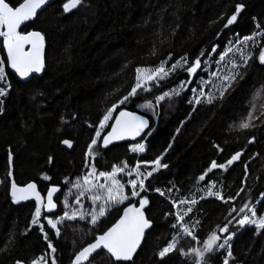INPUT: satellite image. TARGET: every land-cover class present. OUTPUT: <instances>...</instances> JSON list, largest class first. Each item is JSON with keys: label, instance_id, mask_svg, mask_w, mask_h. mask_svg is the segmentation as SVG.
<instances>
[{"label": "trees", "instance_id": "16d2710c", "mask_svg": "<svg viewBox=\"0 0 264 264\" xmlns=\"http://www.w3.org/2000/svg\"><path fill=\"white\" fill-rule=\"evenodd\" d=\"M65 1L51 2L21 29L39 30L44 35L42 75L22 82L6 68V79L0 81L7 89L0 96V264H14L17 260L23 264L33 260L51 264L53 256L57 264H71L74 253L118 217L113 211L102 218L98 227L87 219L64 220L57 225V234L48 226L42 209L39 222L29 226L35 201L13 204L8 190L10 176L18 184L35 181L42 194L52 184L62 187L57 214L63 213L61 203L69 187L66 178L74 180L84 171V152L95 135L89 124H98L104 111L127 94L135 82L137 67H153L166 59L171 63L185 55L194 60L201 50L210 52L214 43L219 48L213 56L219 58L229 41L234 43L237 37L243 39L264 31V0H82L67 13L62 8ZM238 3L244 7L237 20L225 28L227 17L235 12ZM254 40L255 44L249 41L245 47L258 57L264 36ZM1 41L0 62L6 63ZM201 59L212 61L207 55ZM235 61L240 63L238 52ZM215 69L218 68L212 62L201 73L208 81L206 90L215 79L209 76ZM240 72L242 78L222 98L213 92L216 98L212 104L201 102L194 107L189 97L191 83L179 95L165 97L156 105L155 95L170 90L187 74L179 70L159 83L151 82V94L141 92L140 99L118 106L149 118L146 133L150 134L146 140L137 139L146 144V152L131 153L129 144L135 141L111 144L96 154L98 170H110L113 164L122 162L133 165L141 159L150 161L157 156L167 165L145 181L147 190L142 195L150 201L146 215L154 223L135 254L134 264H157L155 254L174 235L164 222V213L171 209L169 197L196 199L192 218L203 222L201 237L225 223L231 206L239 208L247 203L258 209L257 216L264 214V197L260 195L264 193V65L250 59ZM145 98L152 101L154 111L137 106ZM244 120L254 126L240 130L239 123ZM63 139L74 141L71 150L62 147ZM237 151H242L237 162L214 169L206 181L198 180L213 160L225 163ZM49 157L53 158L51 162ZM150 167L145 169L142 164L141 170ZM207 181L214 182V190H220L225 197L242 189L241 195L228 203L208 197ZM156 188L165 195L161 196ZM126 190L131 192L130 188ZM68 199L74 200L75 195ZM133 203L138 205V201ZM231 229L233 237L216 264L224 259L229 264H264V229L258 231L254 225L241 227L235 223ZM178 239L177 250L168 254L165 264H189L180 256L179 248L186 250L194 242L183 235ZM49 241L55 253L48 248ZM85 264H111V260L105 251H99Z\"/></svg>", "mask_w": 264, "mask_h": 264}, {"label": "snow or ice", "instance_id": "6c2138e0", "mask_svg": "<svg viewBox=\"0 0 264 264\" xmlns=\"http://www.w3.org/2000/svg\"><path fill=\"white\" fill-rule=\"evenodd\" d=\"M46 2L47 0H15V3H12L11 0H7V2L6 0H0V40H2L3 50L7 53L6 63L0 62V81L6 79V68L14 70L15 74L20 78L29 77L30 73L41 72L44 66L42 58L44 37L39 31L22 32L19 29L26 22L32 20L37 15V10L42 5H45ZM81 3L82 0H67L62 5L63 11L67 13L70 9H75ZM243 7L244 5L240 3L235 5V12L227 17L224 24L225 28L237 20V14L241 12ZM257 28L260 29L261 26L258 24ZM217 35L219 36L220 33H217ZM257 36H264V31L253 32L252 35L245 36L243 39L237 37L234 43L229 41L228 44L224 45V50L219 52V58L213 56V53H216L219 48V45L214 43L211 45L210 52L201 50L200 55L194 60H189L187 55H185L176 59L174 63H171V67H166L167 62L165 61H162L154 70L137 67L135 70V83L127 94L104 111L98 120V124H89V127H94L95 135L87 143L84 152V171L77 175L74 180L66 178V183L69 187L62 201L64 208L62 215L56 216L55 219L47 216L44 218L47 219L48 226L59 234L57 225L64 220L72 221L79 217L80 220L87 219L90 225L98 227L102 223V218L110 215L113 211L118 213V217L115 218L114 222L110 223V226L101 229L95 235L92 242L87 243L86 246L76 251L71 264H83L98 249L106 251L111 264H134L135 254H137L138 248L141 247L142 239L147 235L146 230H151L154 223L146 215V206L150 204V201L142 195V192L147 190L145 181L152 177L159 168L167 167V165L161 162V156H157L150 161L137 160L135 166L131 168L126 162H122L121 165L113 164L110 170H98L94 163L96 154L101 149H107L114 141H125L130 138L132 141H135L129 144V151L131 153L139 154L146 152V144L137 141L136 138L139 137L141 141L147 139V136L150 134L146 133V129L150 127L149 120L145 119L142 115L126 111L118 106L126 105L133 98L140 99L141 92L151 94L152 88L149 82L165 80L172 74L177 73L178 69L186 71L187 79L180 80L179 88H173L171 91L165 90L163 93L155 95L154 100L156 105H158L165 97L179 95L182 88H188L194 82V76L200 75L198 70H201L212 62L220 70L210 72L209 76L210 78H215L212 80V86L222 98L228 89L231 88L232 84L239 78H242L240 72L242 65H247L250 59H258L259 63L264 65V47L259 48L258 57H253L252 53L246 51L245 47L249 41H253L255 44L254 37ZM236 45H241V47L237 48ZM237 52L239 53L240 63L235 61V54ZM171 55L169 53V57ZM205 55L211 56L212 61L202 60L201 57ZM225 68L228 70L225 71ZM207 83L208 81H197L198 89H190L194 93L190 101L194 107L201 102L212 104L216 98L212 88L206 90L202 86ZM6 91V87L0 85V96H4ZM197 91L198 94H196ZM137 106L146 110L153 109L154 111L152 101L147 98H145L143 104ZM248 116L251 117L252 113L249 112ZM61 119L63 120V117ZM252 126L254 125L251 124L250 120H244L239 123L240 130H247ZM109 128L110 130H108ZM105 131L106 135L102 136L101 143V134ZM251 142L252 140H249V143ZM61 143L67 145L69 148L73 147V142L68 139L62 140ZM166 151L167 149H165ZM240 158L241 151H237L225 163L218 164L217 161L213 160L206 172L198 177V180L206 181L208 173H212L217 168L224 169L226 165L230 166ZM52 159V157H49L50 162ZM9 160H12L11 153L9 154ZM142 164L145 166V169L151 166L150 170L142 171ZM122 175L134 176V178L129 179L126 185L119 178ZM244 175L245 177L248 175L247 163H245ZM44 178L49 179L47 176ZM241 183L243 184V181ZM207 184L206 195L208 197L214 196L217 200H221L224 203L235 201L241 195L242 189L237 190L235 195L229 194L225 197L220 190H214V182L207 181ZM127 188L131 189L130 195L127 194ZM60 190L58 186H49L47 188L45 203L44 197L37 191L35 183H28L22 187H18L13 182L11 183L10 195L13 203L30 198L35 200V209L29 225L31 226L39 222L42 209H46L49 212L57 209L58 205L54 201V194ZM155 191L161 196L165 195L159 188H156ZM168 191L171 193L172 189H168ZM73 194L75 195V199L70 201L68 196ZM260 195L264 197V193ZM169 199L171 201V209L164 213V222L169 225L174 235L155 254L158 257L157 264H165V258L168 254L177 250L178 238L182 235L189 237L194 242L186 250L179 248L180 256L188 260L189 264H216L217 258L223 255L222 250L228 247L229 241L233 237L231 229L233 223L241 227L254 225L258 231L264 229V214L257 216L258 209L245 203L239 208L231 206L228 210V216L225 218V223L222 226L217 225L213 229L208 230L201 237L200 233L203 230V222L192 218L193 205L197 203L196 199L188 200L171 197ZM85 200L90 202V205L87 206L90 210L75 207V205H83ZM133 201H138V205L133 203ZM125 202H127V206H124ZM41 232H44L43 226L41 227ZM44 238L48 240L47 233H44ZM11 239L12 237H9V240ZM48 248L52 250V253L56 252L50 241L48 242ZM4 250L7 249L5 248ZM227 255L230 257L232 254L229 251ZM15 264H23V262L17 260ZM31 264H37V261L33 260ZM40 264H46V262L42 260ZM51 264H57L54 256L51 259ZM221 264H229V260L224 259Z\"/></svg>", "mask_w": 264, "mask_h": 264}, {"label": "water", "instance_id": "95a60500", "mask_svg": "<svg viewBox=\"0 0 264 264\" xmlns=\"http://www.w3.org/2000/svg\"><path fill=\"white\" fill-rule=\"evenodd\" d=\"M53 1H55V0H47V2H46V4L45 5H42L41 6V8L40 9H38L37 10V15L40 13V12H42L51 2H53ZM7 2V1H6ZM67 2V1H66ZM65 2V3H66ZM64 4V3H63ZM71 10H73V9H70L69 10V12L71 11ZM36 15V16H37ZM35 16V17H36ZM35 17H33V19L32 20H30V21H28V22H26L20 29H19V31L25 26V25H27L29 22H31V21H33L34 19H35ZM29 31H39V30H29ZM40 32V31H39ZM41 33V35L44 37V35H43V33L42 32H40ZM3 46V45H2ZM4 53H5V56H6V59H7V53H6V51H4ZM42 58H43V62H44V66H45V38H44V49H43V52H42ZM44 66H43V68H42V70H41V72H39V73H30L29 74V77H25V78H20L17 74H15V72H14V70H12V69H10L9 68V70L15 75V76H17L18 77V79L20 80V81H22V82H25V81H29L30 79H32L33 77H39V76H41L42 75V73H43V69H44ZM124 110H126V111H132V112H135L137 115H142V116H144V118L145 119H148L149 120V118L146 116V115H144V114H142V113H140V112H138V111H135V110H129V109H124ZM116 114H118V113H116ZM108 130H110V128L108 129ZM103 135H106V131L102 134V136ZM143 135V134H142ZM102 136H101V143H102ZM139 138V137H138ZM138 138H136V140L138 139ZM64 140V139H63ZM69 140V139H68ZM70 141H72V140H70ZM130 141H132L130 138L128 139V140H125V141H114L112 144H114V143H119V142H130ZM73 142V144H74V141H72ZM61 145H62V147H64L65 149H67V150H71L73 147H71V148H69L67 145H64V144H62L61 143ZM241 154H242V151H241ZM235 162H237V161H234L233 163H235ZM13 182H15V180H14V178L12 177V176H10V181H9V188H8V190H9V195H10V192H11V183H13ZM16 183V182H15ZM28 183H35L36 184V186H37V183L35 182V181H33V180H31V181H28V182H26V183H24V184H18V183H16L17 184V186L18 187H22V186H24V185H26V184H28ZM50 186H58V187H60L59 185H57V184H52V185H50ZM60 191L58 192V193H56V194H54V201L57 203V198H58V196H60L61 195V193H62V187H60ZM37 191H39V189H38V186H37ZM40 192V191H39ZM41 193V192H40ZM42 196V195H41ZM10 197H11V195H10ZM44 202L46 203V197H47V189H46V191H45V194H44ZM26 201H35L33 198H30V199H28V200H21V201H18L17 203H13V204H19V203H22V202H26ZM56 210H58V207H57V209H54V210H52L51 212H49L48 210H46V209H44V211H45V213H53V212H56ZM148 230H146V232H147ZM144 239V238H143ZM143 239H142V242H143ZM92 242V241H91ZM86 246V245H85ZM139 249V248H138ZM79 251V250H78ZM99 251H104V250H102V249H98V250H96L94 253H92L91 255H90V257H89V259L92 257V256H94L97 252H99ZM106 252V251H105ZM74 257V256H73ZM73 259V258H72ZM89 261V260H88ZM88 261H85V262H83V264H85V263H87Z\"/></svg>", "mask_w": 264, "mask_h": 264}, {"label": "rangeland", "instance_id": "374dc122", "mask_svg": "<svg viewBox=\"0 0 264 264\" xmlns=\"http://www.w3.org/2000/svg\"><path fill=\"white\" fill-rule=\"evenodd\" d=\"M163 61H165V62H167L166 63V67H171V63H174V62H171V63H168V60L166 59V60H163ZM162 62V61H161ZM160 62V63H161ZM160 63L159 64H157V65H155V66H144V67H141L142 69H150V70H154L157 66H159L160 65ZM186 67V66H185ZM179 70L180 69H178L177 70V73L179 72ZM220 69H215V71H219ZM228 69H226L225 71H227ZM199 72H200V75L199 76H194V78H193V80H194V82H193V85L190 87V89L191 88H197L198 89V84H197V81H204V76H202V72L203 71H206V66H204L201 70H198ZM177 73H174L175 75L177 74ZM136 75V74H135ZM187 79V74L184 76V78H183V80H186ZM153 82H155V81H153ZM160 82V81H159ZM159 82H156V83H159ZM180 82V81H179ZM177 83L173 88H179L180 87V83ZM135 83V82H134ZM151 82H149V84H150ZM203 87H205V84H203L202 85ZM173 88H171L170 90H168V91H171ZM210 88H212V91L213 92H216L217 90L212 86V84L210 85ZM196 94H198V91H197V93ZM193 95H194V93L191 91V93H190V99H192V97H193ZM103 134V133H102ZM102 134H101V136H102ZM136 164V163H135ZM135 164H133V165H130V164H128V166L131 168V167H134L135 166ZM119 165H121V164H119ZM120 179H121V181H122V183H125L126 185H127V181L129 180V179H132V178H134V176H132V177H129V176H127V175H122V176H120L119 177ZM127 191V190H126ZM127 194H129L130 195V193H128L127 192ZM60 196H58V198H59ZM58 198H57V202H60V201H58ZM59 204L60 203H58V206H59ZM61 205H63V203H61ZM88 205H90V202L89 201H87V200H85L84 201V204L83 205H75V207H78V208H84L85 210H90V208H87V206ZM58 213V210H56V212H53V213H44L45 214V216H47V217H50V218H53V219H55L56 218V216H60V215H62V213L61 214H57ZM249 215H251V213H249ZM77 218H79V217H77ZM76 218V219H77ZM46 221H47V219H46ZM229 245V244H228ZM226 249V248H225ZM222 251H224V250H222ZM35 261H37V264H40V262L42 261H39V260H35ZM15 264V263H14Z\"/></svg>", "mask_w": 264, "mask_h": 264}]
</instances>
